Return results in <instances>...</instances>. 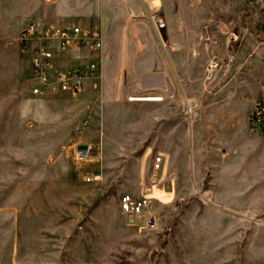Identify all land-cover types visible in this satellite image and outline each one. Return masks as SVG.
Masks as SVG:
<instances>
[{
	"label": "rangeland",
	"instance_id": "374dc122",
	"mask_svg": "<svg viewBox=\"0 0 264 264\" xmlns=\"http://www.w3.org/2000/svg\"><path fill=\"white\" fill-rule=\"evenodd\" d=\"M173 1L168 8L160 0L166 23L168 11L187 4ZM200 1L204 11L222 13V50L206 60L204 90L222 89V107L248 117L264 97V0ZM123 9V0H0V264H264V192L228 193L235 179L222 185L210 164L200 177L177 166L174 183L154 184L164 134L146 102L155 98L143 95H162L164 107L171 95L141 90L136 64L153 52L168 61L171 33L168 25L155 29L147 7ZM32 22L103 31L100 50L56 56V69L98 63L81 92L32 93L30 50L20 40ZM214 56L221 67L206 80ZM162 69L161 62L148 71ZM166 75H158L161 84ZM127 101L143 107L132 111ZM89 145L90 154L77 158ZM172 164L164 163V172ZM89 173L100 178L87 181ZM147 187L152 223L147 216L130 224L121 195Z\"/></svg>",
	"mask_w": 264,
	"mask_h": 264
},
{
	"label": "crops",
	"instance_id": "0c3cea01",
	"mask_svg": "<svg viewBox=\"0 0 264 264\" xmlns=\"http://www.w3.org/2000/svg\"><path fill=\"white\" fill-rule=\"evenodd\" d=\"M169 2L166 0L168 8ZM186 2L185 8L166 14L171 33L168 61L159 60L153 52L136 64L141 90L161 94L169 90L171 95L169 107H164L162 100L146 101L154 107L151 113L160 118L158 124L164 134L157 154L162 155L164 163L170 161L174 168L191 171L197 177L210 164L217 178L222 173V185L229 186L230 179H235V190H228L230 194L262 193L264 136L251 132L250 114L240 118L237 108L222 107V89L210 93L204 90L206 60L211 50H222V13L204 11L200 0ZM123 4V10L129 13L146 11L144 0H123ZM203 34L213 36L218 43L205 42ZM161 62L164 69L148 71ZM160 73H167L164 84L160 83ZM125 103L132 111L136 106L143 107Z\"/></svg>",
	"mask_w": 264,
	"mask_h": 264
},
{
	"label": "built area",
	"instance_id": "2783aa9c",
	"mask_svg": "<svg viewBox=\"0 0 264 264\" xmlns=\"http://www.w3.org/2000/svg\"><path fill=\"white\" fill-rule=\"evenodd\" d=\"M148 17L158 32H162L166 26V19L161 9L160 0H144ZM158 1V2H157ZM35 39L33 46L30 40ZM20 40L23 48L30 50L31 80L33 82L32 93L35 95H48L57 92H68L76 95L82 91L84 79L98 71L99 65L91 62L86 67L71 69H56L55 60L58 53H71L86 47L100 50L104 44V34L99 27L84 26L81 24H65L60 26L40 27L32 22L21 31ZM221 67L218 57L208 59L206 66V80H213L216 71ZM163 99L162 95H156ZM87 124V122H85ZM250 130L264 136V97L255 100L249 115ZM91 147H81L76 151L77 158H85L90 154ZM163 176L159 179V173ZM153 182L155 185L174 183L177 179L176 168L164 172L162 155L158 154L153 161ZM100 178V175L89 173L87 181ZM147 187L145 193L136 195L129 192L121 195L120 208L130 224H138L141 219L148 216L152 203V197ZM147 225L151 224V218L146 219Z\"/></svg>",
	"mask_w": 264,
	"mask_h": 264
},
{
	"label": "bare ground",
	"instance_id": "6f19581e",
	"mask_svg": "<svg viewBox=\"0 0 264 264\" xmlns=\"http://www.w3.org/2000/svg\"><path fill=\"white\" fill-rule=\"evenodd\" d=\"M143 96H148V97H154L155 98V100H159L160 99V97H156V95H143ZM143 96H141V97H143ZM139 95H132V96H129V100H135V101H138V100H143V99H139Z\"/></svg>",
	"mask_w": 264,
	"mask_h": 264
}]
</instances>
